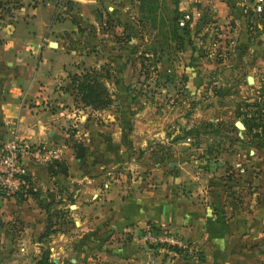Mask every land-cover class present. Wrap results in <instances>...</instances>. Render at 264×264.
Wrapping results in <instances>:
<instances>
[{"label": "crops", "instance_id": "obj_1", "mask_svg": "<svg viewBox=\"0 0 264 264\" xmlns=\"http://www.w3.org/2000/svg\"><path fill=\"white\" fill-rule=\"evenodd\" d=\"M176 5L187 14V35L176 51L187 61L180 70L187 90L205 88L201 75L252 83L264 77V0ZM6 9L0 13V146L14 139L26 145L19 160L32 191L0 198V264H38L41 249L48 252L44 264H139L146 223H165L194 247L189 264H236L241 255L244 264L257 261L254 231L264 213L256 208L264 205V186L234 180L237 153L223 154L228 167H221L193 144L224 118L180 126L167 166L155 158L149 163L146 151L133 152L146 140L130 128L136 104L125 72L108 71L106 107L83 105L68 75L98 67L104 55L70 43L72 24L52 20L51 3ZM238 110L235 105V116Z\"/></svg>", "mask_w": 264, "mask_h": 264}, {"label": "rangeland", "instance_id": "obj_2", "mask_svg": "<svg viewBox=\"0 0 264 264\" xmlns=\"http://www.w3.org/2000/svg\"><path fill=\"white\" fill-rule=\"evenodd\" d=\"M42 2L51 3L54 7L52 20L67 19L71 22L73 29H66L70 43L80 44L83 52H94L96 56L103 54L106 60L102 65L107 64L111 69L109 72H125L129 95L133 106L136 104V108L132 109L136 126L131 127L130 124V128L133 134L146 140L142 150L134 148L133 152L140 156L146 151L149 163L155 158L165 167L171 160V145L176 142L175 134L180 126L184 128L208 117L224 118L205 127V132L210 134L198 139L197 143L193 140V144L199 145L200 152L206 151L211 158L216 157L214 161H219L221 167H228V160L223 154L237 153L239 159L235 165L232 164L238 168L234 180L264 186V128L255 127L245 135L244 129L234 126L235 120H241L232 112L235 105L260 100L264 77L254 78L253 83H248L243 76L201 75L205 88L195 94L187 90L186 79L180 71L187 61L184 55L176 53L181 51L182 44H175V36L183 35L182 27L187 23V14L175 13L177 5L174 0H0V6H7L2 7L0 13L9 11L6 8L10 6H35ZM148 2L151 3L148 5ZM173 21L178 29L171 27ZM230 37L232 35L226 33L225 38L230 40ZM129 44L131 46L127 47ZM106 51L109 57L105 56ZM253 132H257L254 143L248 140ZM190 168L195 172L198 166ZM199 174L196 173L204 181L203 175ZM245 208L249 210L242 205V209ZM256 209L264 213V205ZM243 223L250 224V221ZM257 223L258 231L254 232L258 236L255 247L259 255L257 261L252 260V264H264V221ZM23 236L24 233L19 242L22 245L26 240ZM182 257L179 254L175 260L182 262ZM194 258H189L184 264H189ZM238 258L235 263L244 264L245 256Z\"/></svg>", "mask_w": 264, "mask_h": 264}, {"label": "built area", "instance_id": "obj_3", "mask_svg": "<svg viewBox=\"0 0 264 264\" xmlns=\"http://www.w3.org/2000/svg\"><path fill=\"white\" fill-rule=\"evenodd\" d=\"M22 150H26V145L20 139L0 146V198L23 192L27 186L19 160ZM46 152L55 157L51 150ZM139 239L144 250L139 264H175L179 254L185 253L182 262L195 256V248L165 223H146L139 232Z\"/></svg>", "mask_w": 264, "mask_h": 264}, {"label": "trees", "instance_id": "obj_4", "mask_svg": "<svg viewBox=\"0 0 264 264\" xmlns=\"http://www.w3.org/2000/svg\"><path fill=\"white\" fill-rule=\"evenodd\" d=\"M174 2L176 4V0H174ZM149 3L151 2H148V5ZM151 5L153 6V4ZM176 12L177 10L175 9V13ZM175 23L176 22L173 21L171 27L178 29ZM182 34L183 35L177 34L175 36L177 38V41L175 42L177 46H181L182 36L187 35L186 25L182 27ZM108 71L109 67L101 64L98 67H85L76 73L69 74L68 78L74 88L78 101L93 109L106 107L111 101L110 93L105 85V79L108 77ZM259 96V101L253 100L251 102H245L242 103V105H238L240 110L236 112V115L240 116V120L244 125L245 135L251 132L255 127L264 128V91L260 92ZM256 136L257 132H253L249 134L248 140H252L254 143L253 138ZM24 179L27 183V186L24 187V191L13 195H23L24 193L27 194L32 191L28 179L26 177H24ZM45 232H47V226ZM47 254V251H42L38 264H44ZM184 254L185 253H183V256Z\"/></svg>", "mask_w": 264, "mask_h": 264}, {"label": "water", "instance_id": "obj_5", "mask_svg": "<svg viewBox=\"0 0 264 264\" xmlns=\"http://www.w3.org/2000/svg\"><path fill=\"white\" fill-rule=\"evenodd\" d=\"M246 81L248 83H250L251 82V78L248 77ZM234 126L237 127L238 129H243V124L239 120L234 121Z\"/></svg>", "mask_w": 264, "mask_h": 264}]
</instances>
